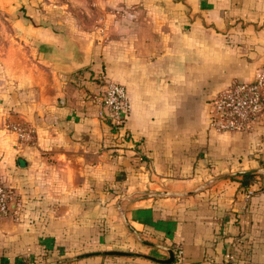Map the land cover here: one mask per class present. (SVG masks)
Wrapping results in <instances>:
<instances>
[{
    "label": "crops",
    "instance_id": "0c3cea01",
    "mask_svg": "<svg viewBox=\"0 0 264 264\" xmlns=\"http://www.w3.org/2000/svg\"><path fill=\"white\" fill-rule=\"evenodd\" d=\"M97 8L86 30L17 21L28 46L2 60L0 178L17 215L0 222V264L42 248L54 264H264V114L247 132L209 125L210 98L264 69V0ZM86 50L78 71L59 62ZM103 75L127 92L122 129Z\"/></svg>",
    "mask_w": 264,
    "mask_h": 264
},
{
    "label": "built area",
    "instance_id": "2783aa9c",
    "mask_svg": "<svg viewBox=\"0 0 264 264\" xmlns=\"http://www.w3.org/2000/svg\"><path fill=\"white\" fill-rule=\"evenodd\" d=\"M104 87L101 104L107 109V117L113 129H122L130 111L127 92L121 84L102 76ZM209 125L216 132H247L254 128L264 114V69L254 80L237 82L218 91L209 100ZM23 139H31L32 130L20 124L9 125ZM264 191V179L259 182ZM249 190L247 194H251ZM15 192L0 178V222L17 215ZM176 257L181 260L182 250L176 248ZM230 258V257H229Z\"/></svg>",
    "mask_w": 264,
    "mask_h": 264
},
{
    "label": "rangeland",
    "instance_id": "374dc122",
    "mask_svg": "<svg viewBox=\"0 0 264 264\" xmlns=\"http://www.w3.org/2000/svg\"><path fill=\"white\" fill-rule=\"evenodd\" d=\"M97 2L118 0H0V84L6 90L7 76L3 59L22 48L24 28L17 21L33 26H50L56 32L93 28L94 18L101 12ZM91 7V8H90ZM102 26V25H99ZM76 28V29H74ZM25 46H28L25 42ZM33 47V46H32ZM34 51V50H33Z\"/></svg>",
    "mask_w": 264,
    "mask_h": 264
},
{
    "label": "trees",
    "instance_id": "16d2710c",
    "mask_svg": "<svg viewBox=\"0 0 264 264\" xmlns=\"http://www.w3.org/2000/svg\"><path fill=\"white\" fill-rule=\"evenodd\" d=\"M241 177V183L245 187V189L249 186V184L258 181L256 179V175L253 173H243ZM42 249L44 250H40L39 252L30 255H18L14 259V261L6 262V264H54V262H49L47 260L50 254V250L47 248Z\"/></svg>",
    "mask_w": 264,
    "mask_h": 264
},
{
    "label": "water",
    "instance_id": "95a60500",
    "mask_svg": "<svg viewBox=\"0 0 264 264\" xmlns=\"http://www.w3.org/2000/svg\"><path fill=\"white\" fill-rule=\"evenodd\" d=\"M60 63L68 64L71 66L72 70H80L86 66L89 65L90 63V53L89 50L84 51V53L77 58H63L62 61H59ZM109 254H116L118 252L112 251V252H107ZM173 260V254H170V258L166 260V262H171Z\"/></svg>",
    "mask_w": 264,
    "mask_h": 264
}]
</instances>
